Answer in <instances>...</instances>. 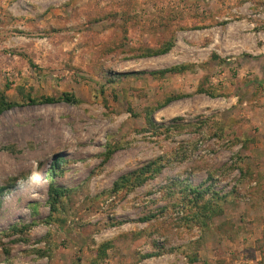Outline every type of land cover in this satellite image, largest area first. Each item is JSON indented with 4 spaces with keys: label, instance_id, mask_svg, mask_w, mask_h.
I'll return each mask as SVG.
<instances>
[{
    "label": "rangeland",
    "instance_id": "rangeland-1",
    "mask_svg": "<svg viewBox=\"0 0 264 264\" xmlns=\"http://www.w3.org/2000/svg\"><path fill=\"white\" fill-rule=\"evenodd\" d=\"M63 93L0 114V264H264V0H0V94Z\"/></svg>",
    "mask_w": 264,
    "mask_h": 264
},
{
    "label": "trees",
    "instance_id": "trees-1",
    "mask_svg": "<svg viewBox=\"0 0 264 264\" xmlns=\"http://www.w3.org/2000/svg\"><path fill=\"white\" fill-rule=\"evenodd\" d=\"M172 46L171 42L163 43L158 48L154 49H145L139 56L143 57H153L158 55H163L168 52L170 47ZM186 66H180L178 68H168L161 71H158L156 73L159 76H163L165 74H178L185 70ZM198 92L202 93L203 91L201 89H198ZM175 97H169L166 98L163 103L158 105V108H164L167 106L170 102L174 100ZM24 103L22 104H16V103H10L6 100L3 94H0V114L3 112H7L13 108L24 106V104H27L25 106L33 107V106H42V105H54L58 103L68 104V105H75L78 103L77 99L74 97V95L69 93H63L57 98L52 97H42L40 100L36 99H30L29 97L24 98ZM56 165H58L56 163ZM160 170V166H155V163H149L144 168L139 170V176H144L146 173H157ZM57 193L51 192L50 201L51 204L55 203L57 200ZM209 216V215H208Z\"/></svg>",
    "mask_w": 264,
    "mask_h": 264
}]
</instances>
